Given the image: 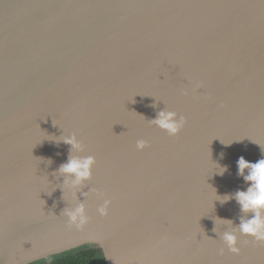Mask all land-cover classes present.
Listing matches in <instances>:
<instances>
[{"label": "water", "instance_id": "obj_1", "mask_svg": "<svg viewBox=\"0 0 264 264\" xmlns=\"http://www.w3.org/2000/svg\"><path fill=\"white\" fill-rule=\"evenodd\" d=\"M74 157L95 161L77 198ZM241 157L264 159V0H0V264L85 245L107 264H264L240 232ZM79 202L82 227L63 214Z\"/></svg>", "mask_w": 264, "mask_h": 264}, {"label": "clouds", "instance_id": "obj_2", "mask_svg": "<svg viewBox=\"0 0 264 264\" xmlns=\"http://www.w3.org/2000/svg\"><path fill=\"white\" fill-rule=\"evenodd\" d=\"M183 94L187 95V91ZM152 123L166 131L170 136H177L182 131L186 121L183 118L178 120L174 112H160L159 117ZM65 143L71 145L75 150L81 148L75 137L66 138ZM136 146L138 150H143L147 145L145 141L140 140ZM94 163L93 157L83 159L74 157L63 164L59 169L60 174L71 178L65 180L63 191L67 190L76 197L78 187L84 181L90 179ZM238 171L249 187L246 191H238L235 199L244 213L254 214L251 219L241 222L240 232L254 237L257 242H264V159H260L256 163H250L241 157L238 160ZM226 199H230V197ZM110 203L109 200L104 201L103 205L98 209L100 215L107 214ZM63 214L72 225L82 227L88 223L86 205L82 202L65 208ZM223 238L233 252L238 251L236 247L237 237L235 235L225 233Z\"/></svg>", "mask_w": 264, "mask_h": 264}, {"label": "trees", "instance_id": "obj_3", "mask_svg": "<svg viewBox=\"0 0 264 264\" xmlns=\"http://www.w3.org/2000/svg\"><path fill=\"white\" fill-rule=\"evenodd\" d=\"M31 264H107L99 248L85 245Z\"/></svg>", "mask_w": 264, "mask_h": 264}]
</instances>
